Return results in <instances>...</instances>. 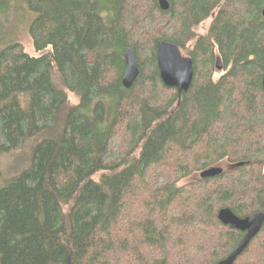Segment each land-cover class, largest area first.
Returning <instances> with one entry per match:
<instances>
[{
    "label": "trees",
    "instance_id": "1",
    "mask_svg": "<svg viewBox=\"0 0 264 264\" xmlns=\"http://www.w3.org/2000/svg\"><path fill=\"white\" fill-rule=\"evenodd\" d=\"M167 1L0 0V264H217L245 235L219 211L264 213V0ZM234 264H264V225Z\"/></svg>",
    "mask_w": 264,
    "mask_h": 264
},
{
    "label": "water",
    "instance_id": "2",
    "mask_svg": "<svg viewBox=\"0 0 264 264\" xmlns=\"http://www.w3.org/2000/svg\"><path fill=\"white\" fill-rule=\"evenodd\" d=\"M159 4L163 10L169 9L167 0H159ZM264 14V11H263ZM158 66L160 69L161 79L168 87H175L179 92L187 91L194 78L193 61L189 57H184L178 45L161 40L157 45ZM126 71L123 75L122 83L124 87L130 88L139 76L140 67L138 57L133 48H128L125 54ZM216 67H223L220 58L216 60ZM264 87V78H263ZM244 163L233 165V168L241 166ZM228 167H230L228 165ZM223 166H214L201 172V178L217 177L224 171ZM219 220L233 229L240 230L245 233L243 239L227 258L221 260L217 264H234L238 256L247 248L251 240L261 231L264 225V213L255 212L246 217H239L231 209L224 208L219 211Z\"/></svg>",
    "mask_w": 264,
    "mask_h": 264
},
{
    "label": "rangeland",
    "instance_id": "3",
    "mask_svg": "<svg viewBox=\"0 0 264 264\" xmlns=\"http://www.w3.org/2000/svg\"><path fill=\"white\" fill-rule=\"evenodd\" d=\"M24 42H25V45H26V51H27V53H29L31 55H39L40 54V53H37L35 51V48H34L32 42H31V40L28 37H26V39L24 40ZM223 72L224 71H219L218 70L217 73H216V77L217 78L220 77L223 74ZM74 102H76V98L75 97H72L71 98V103H74ZM11 165H12V159L10 160L9 157H2V158L0 157V170L1 169H5V168L7 170V169H9L11 167ZM225 165L226 164H222L221 166L224 167ZM196 177H197V175L191 177V179H189V180H194V179H196Z\"/></svg>",
    "mask_w": 264,
    "mask_h": 264
},
{
    "label": "flooded vegetation",
    "instance_id": "4",
    "mask_svg": "<svg viewBox=\"0 0 264 264\" xmlns=\"http://www.w3.org/2000/svg\"><path fill=\"white\" fill-rule=\"evenodd\" d=\"M218 69V68H217ZM219 71H223V67L221 69H218Z\"/></svg>",
    "mask_w": 264,
    "mask_h": 264
}]
</instances>
